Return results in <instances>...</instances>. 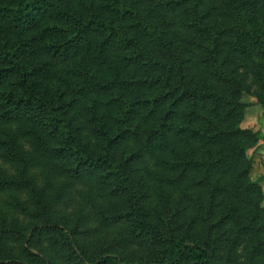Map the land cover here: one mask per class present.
I'll return each mask as SVG.
<instances>
[{
  "label": "trees",
  "instance_id": "1",
  "mask_svg": "<svg viewBox=\"0 0 264 264\" xmlns=\"http://www.w3.org/2000/svg\"><path fill=\"white\" fill-rule=\"evenodd\" d=\"M245 93L264 0H0V264H264Z\"/></svg>",
  "mask_w": 264,
  "mask_h": 264
},
{
  "label": "rangeland",
  "instance_id": "2",
  "mask_svg": "<svg viewBox=\"0 0 264 264\" xmlns=\"http://www.w3.org/2000/svg\"><path fill=\"white\" fill-rule=\"evenodd\" d=\"M56 69L62 70V68H59V66ZM57 73L61 74L62 71H57ZM242 101L252 104V107H250L247 110L244 121L240 124V127L252 129L259 137V139L262 140L263 139L262 136L264 135V110L262 109V106L257 103L256 98L253 97L251 94H246V93L243 94ZM247 155L253 157V165L250 171L251 179L256 180L259 177L264 176V149H259V150L256 149V151L249 150ZM0 167L7 168L1 162H0ZM34 174L37 179L38 187H44L46 190V192L44 193L45 197L46 198L54 197L55 192L52 189L50 183L46 179V170L39 169L38 171L32 172V175ZM262 188L264 190V183ZM27 195H28L27 193H22L20 194V197L23 201L29 203L30 201L28 200ZM261 205L264 208V200L262 201ZM58 208L61 213L68 216H72L74 213L75 206L73 204H71L70 206L58 205ZM0 216L6 217L9 221L17 220L19 222L20 220V217L14 214L13 211L10 210V208L7 206L6 197L3 195H0ZM95 229L97 228L95 227L92 228V230L94 231ZM91 235L94 237L88 239V244L91 243L94 245L97 240L101 242L100 245L102 246L98 250L97 248L100 245H97L95 248L97 252H99L101 249H104L105 247L112 246L111 245L112 234H110L109 232L104 231L103 233L102 231H99V232H93L91 233ZM111 248H115V247L112 246ZM89 249H93V248H89Z\"/></svg>",
  "mask_w": 264,
  "mask_h": 264
},
{
  "label": "crops",
  "instance_id": "3",
  "mask_svg": "<svg viewBox=\"0 0 264 264\" xmlns=\"http://www.w3.org/2000/svg\"><path fill=\"white\" fill-rule=\"evenodd\" d=\"M262 138H263L262 140L264 141V135L262 136Z\"/></svg>",
  "mask_w": 264,
  "mask_h": 264
}]
</instances>
